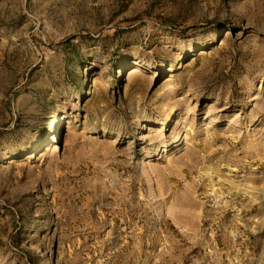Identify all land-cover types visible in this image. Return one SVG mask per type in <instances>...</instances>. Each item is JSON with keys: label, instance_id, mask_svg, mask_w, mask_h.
<instances>
[{"label": "rangeland", "instance_id": "obj_1", "mask_svg": "<svg viewBox=\"0 0 264 264\" xmlns=\"http://www.w3.org/2000/svg\"><path fill=\"white\" fill-rule=\"evenodd\" d=\"M0 264H264V0H0Z\"/></svg>", "mask_w": 264, "mask_h": 264}, {"label": "bare ground", "instance_id": "obj_2", "mask_svg": "<svg viewBox=\"0 0 264 264\" xmlns=\"http://www.w3.org/2000/svg\"><path fill=\"white\" fill-rule=\"evenodd\" d=\"M136 71H137V69L136 68H133L132 70L129 71V75L127 77L133 76V73H135ZM167 117H169V115H167ZM146 129L149 130L150 128L149 127H146ZM54 138L55 137L51 136L49 141L50 142H53L54 141ZM180 139H181V135L178 133L175 137L172 138L171 141H172V143H175V142L179 141Z\"/></svg>", "mask_w": 264, "mask_h": 264}]
</instances>
